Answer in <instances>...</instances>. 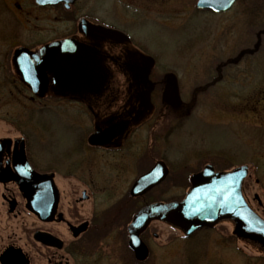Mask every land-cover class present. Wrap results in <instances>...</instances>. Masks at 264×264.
Returning <instances> with one entry per match:
<instances>
[{
	"label": "rangeland",
	"instance_id": "374dc122",
	"mask_svg": "<svg viewBox=\"0 0 264 264\" xmlns=\"http://www.w3.org/2000/svg\"><path fill=\"white\" fill-rule=\"evenodd\" d=\"M76 1L74 7L64 11L56 7L37 8L33 0H0L1 6L5 2L9 7L0 8V35L15 38L13 50L25 40L38 52L44 42L72 32L79 16L104 17L131 36L130 44L112 48L104 80L110 83L126 80L123 71L112 63V57L130 51L137 59L143 58L145 65L148 54L154 59L155 74L164 78L171 73L175 77L183 106L169 111L161 106L157 111L161 116L158 120L148 112L139 117L143 123L134 132L141 139V151L151 145L152 153L158 157L169 152V177L148 196L115 206L113 212L103 217L104 223L94 221L92 228L78 238V250L74 258L68 257V261L74 259L75 264H264V248L236 238L231 221H220L209 230H199L186 238L180 230L154 221L141 236L149 250L148 257L138 262L127 247L126 233L127 225L137 207L145 203L144 199H148L146 202L153 198L171 202L184 196L189 186V169L186 172L183 169V177L177 181L173 178L175 161L194 149L218 152L221 156L215 164L218 170L246 166L241 192L247 205L264 221V35L258 32L264 28V10L257 15L252 12L254 16L245 14L244 7L251 4V0H239L229 11L218 15L196 12L195 0ZM88 1L93 2V9L88 6ZM135 40L143 45L147 54L139 51ZM5 55L0 57L5 66L0 68V84L10 80L11 73L6 67L12 60L11 56ZM137 80L138 76L135 77ZM211 81L212 85L205 88L204 85ZM53 86L51 81L45 95L46 107L52 110L36 116L31 113L30 118L26 110L38 109L36 101L27 107L28 104L12 99L1 100L0 128L6 129L9 121L26 117L28 128L38 130L37 118L48 143L56 144V147L71 145L72 128L76 127V119L71 113L75 109L64 100L54 102L56 87ZM58 96L69 97V94L58 93ZM82 104L84 108L86 102ZM96 118L82 117L78 120L79 129L90 132L101 125L104 117L97 115ZM170 129L172 134L164 136ZM60 156L64 158L63 150ZM153 161L147 157L140 172ZM80 169L78 165L75 173L78 221H91L93 216L107 209L126 193L130 178L134 176V170L127 168L128 180L113 185L99 179L95 174L97 167L92 172L94 178H85L83 172H78ZM83 190L88 198L80 201ZM125 208L126 213L121 212Z\"/></svg>",
	"mask_w": 264,
	"mask_h": 264
},
{
	"label": "flooded vegetation",
	"instance_id": "af4514ba",
	"mask_svg": "<svg viewBox=\"0 0 264 264\" xmlns=\"http://www.w3.org/2000/svg\"><path fill=\"white\" fill-rule=\"evenodd\" d=\"M77 3L75 0L71 6L74 7ZM87 3L93 9L91 7L93 2ZM2 4L0 8L8 7L5 2ZM10 4L12 5V2ZM55 7L64 11L69 10L63 9L62 4H57ZM44 8H52V6ZM81 21L93 27V31L92 29L89 31L88 26ZM74 24L71 28L72 32L44 42L38 52L25 40H22L23 43L16 45L13 50L12 44L15 38L0 35V57L6 53L5 56L8 58L11 56L12 60V64L9 61L6 67L7 72L11 73L10 80L0 84V101L12 99L28 104L27 107L31 102L36 101L39 108L34 110L27 108L26 115L28 118L31 113L34 116L39 115L42 111L52 110L51 107H46L45 101L48 86L52 81L53 87H56L54 102L64 100L71 104L75 109L71 116L74 120L76 119L74 121L76 127L72 128L74 137L71 139V145L64 147L61 145L56 147V144L47 142L45 130L40 127L41 123L37 121V118L35 123L39 125L38 130L28 128L29 119L26 117L20 120L10 119L6 129L0 128V264H4L1 259L7 255L10 259H18V263L16 261L15 264H75L74 259L68 261V257L74 258L78 250V238L92 228L94 221L104 223L103 217L113 212L115 206L122 205L129 199L135 201L148 196L171 173V167L167 163L169 152L158 157L152 153L151 145L142 152L141 139L134 134L143 123L140 118L146 116L148 112L154 115L155 120H158L161 116L157 111L161 106H164L165 109H163L166 111L174 109L165 102L163 97L166 75L163 78L155 74L154 59L148 56L143 45L135 40L139 45L137 46L139 51L147 54L144 59L145 65L143 58L137 59L130 51L122 52L111 60L120 71H123L126 80L121 83H110L104 80L105 73L109 70V53L112 48L130 44V33L110 24L104 17L88 14L79 16ZM100 27L120 31L127 35L128 39L115 42L108 39L101 32ZM67 40L74 41L78 47L80 63L91 78L89 85L63 88L56 82V75L60 73V68L49 61L42 48L47 44ZM19 49L33 51L42 63L47 77V86L44 91L38 90L36 81L17 66L15 52ZM2 63L3 61L0 60V68L4 69L5 66ZM136 76H138L137 81H135ZM58 93L69 94V97L58 96ZM96 96L99 98L96 99ZM84 102L86 104L83 108ZM181 107L178 106V108ZM97 115L99 118L104 117L101 125L95 126L90 132L79 129V119L87 117L97 120ZM151 116L148 115L150 118ZM135 121H138L136 122L138 126H134ZM157 122H154V126ZM114 126H123V129L114 131L104 141L103 133ZM168 134H172L171 129L163 135ZM93 135H97L94 138L95 143L90 141ZM62 150L64 158L60 156ZM147 157L154 161L150 163L151 166H146L140 172V166ZM220 159L218 152L211 153L201 149L186 152L179 161H175L176 171L173 172V178L179 181L183 177L182 170L186 172L189 169L187 182L190 184L191 177L200 173L205 166H210L213 172L220 171L215 166ZM157 162H161L166 168L164 178L142 194L132 196L130 191L135 180L147 173ZM78 165L82 168L78 172H83L85 178H94L92 172L97 167L95 174L99 176V179L103 178L105 182L113 185H119L128 180L126 179L127 168L134 170V176L130 178L131 184L126 189V193L100 214L93 216L91 221L77 219L78 198L75 173ZM87 198L83 190L79 200L83 201ZM157 200L162 199L153 198L144 204ZM36 208L38 213L35 211ZM121 212L126 213V208ZM99 217L101 219H98ZM150 224L140 234L142 242L141 236ZM82 226L84 229L78 231ZM153 236L156 237L155 234Z\"/></svg>",
	"mask_w": 264,
	"mask_h": 264
},
{
	"label": "water",
	"instance_id": "95a60500",
	"mask_svg": "<svg viewBox=\"0 0 264 264\" xmlns=\"http://www.w3.org/2000/svg\"><path fill=\"white\" fill-rule=\"evenodd\" d=\"M73 1L35 0V3L45 6L63 2L67 8L68 4L73 3ZM235 1L196 0L195 7L198 10L219 13L230 9ZM89 31H91V28ZM103 33L115 42L127 39L124 34L115 30L107 29ZM43 53L51 63L59 66L60 73L56 75V82L60 87L74 88L82 84H90L91 78L86 74L85 67L80 63L78 47L73 41L67 40L47 45L43 48ZM15 61L25 74L36 81L37 89L44 91L47 77L38 57L25 49H19L15 52ZM163 97L170 105L177 106L180 104L172 75L166 76ZM122 129L123 126L111 127L103 133L102 138L105 141L114 131H121ZM96 136H91V143L96 142L94 140ZM245 173V167H238L230 172L213 173L211 167L206 166L201 173L191 177V189L183 200L171 203L156 202L139 210L127 227L129 234L128 246L133 251L135 258L142 261L147 256V249L139 240L138 235L152 220L163 221L177 227L186 236L201 228H212L221 220H230L234 225L233 234L235 236L255 242L264 248V222L247 206L240 193V183ZM165 174V166L161 162H157L133 184L130 191L131 195L142 194L158 184ZM35 211L38 213V208ZM83 229L84 226L80 227L78 231ZM15 259H10L7 255L1 259V262L15 264L17 261L18 263V259Z\"/></svg>",
	"mask_w": 264,
	"mask_h": 264
},
{
	"label": "trees",
	"instance_id": "16d2710c",
	"mask_svg": "<svg viewBox=\"0 0 264 264\" xmlns=\"http://www.w3.org/2000/svg\"><path fill=\"white\" fill-rule=\"evenodd\" d=\"M251 4H246L244 7V12L247 15H252V12L257 15L259 12H261L262 10H264V0H251L250 1ZM254 28V26H253ZM250 31H252V29H250ZM259 35H264V28L258 30ZM258 35V34H257ZM245 53V52H244ZM243 54V53H242ZM241 54V55H242ZM246 54V53H245ZM220 68V67H219ZM215 71H218V69H215ZM219 72V71H218ZM210 85H212V81L210 83H206L204 86L205 88L209 87ZM116 208V207H115Z\"/></svg>",
	"mask_w": 264,
	"mask_h": 264
}]
</instances>
